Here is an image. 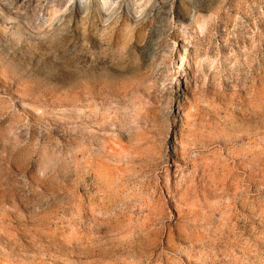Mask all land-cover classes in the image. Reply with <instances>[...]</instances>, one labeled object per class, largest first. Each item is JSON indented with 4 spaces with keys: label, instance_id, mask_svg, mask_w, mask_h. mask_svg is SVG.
<instances>
[{
    "label": "rangeland",
    "instance_id": "374dc122",
    "mask_svg": "<svg viewBox=\"0 0 264 264\" xmlns=\"http://www.w3.org/2000/svg\"><path fill=\"white\" fill-rule=\"evenodd\" d=\"M0 171V264H264V0H0Z\"/></svg>",
    "mask_w": 264,
    "mask_h": 264
},
{
    "label": "bare ground",
    "instance_id": "6f19581e",
    "mask_svg": "<svg viewBox=\"0 0 264 264\" xmlns=\"http://www.w3.org/2000/svg\"><path fill=\"white\" fill-rule=\"evenodd\" d=\"M104 2L106 0H103ZM180 7L182 9V11H187V7L186 5H183V4H180ZM183 104L182 103H178L177 104V107H182ZM171 119H173V117H169ZM80 132V130H78ZM55 141V140H54ZM49 148L51 149L52 148V152H50L51 154H53V156H55L56 152L58 151V146L57 144H54V143H51V147L49 145ZM32 150H25L24 152V163L28 164L30 166L31 169H37L38 170H41L42 172H46L48 170V167H43L39 164H36L32 158ZM23 158V157H22ZM22 162V160H21ZM39 162V161H38ZM46 162V161H45ZM40 163V162H39ZM58 163L59 162H55L53 164V166H49V169H51L52 171H55V172H59V169H58ZM74 166H75V171L74 173L72 174V186L73 188L76 190L78 188V185L80 183L83 184V187L86 188V189H89L91 186H92V180H89V179H85V175L87 173V167L89 166V160H88V157H84L83 156V153L82 152H79L77 154V157L75 159V163H74ZM27 168V167H26ZM0 174H3V172L0 171ZM30 174V173H29ZM1 176V175H0ZM65 181V180H64ZM39 182H42L43 183V179H41ZM60 183V180L59 178H56L55 181H54V184L55 186H57V184ZM71 186V185H70ZM1 187V185H0ZM2 188V187H1ZM70 192V191H69ZM92 192V191H91ZM91 192H88V195L91 196L92 193ZM75 194V193H74ZM73 197V196H72ZM75 197V196H74ZM59 203V202H58ZM102 205L103 207L105 208V202L103 201L102 202ZM62 207V206H61ZM102 207V206H101ZM105 209H103V211L101 212L102 213V217H106L105 215V212H104ZM88 213V212H87ZM90 215V214H89ZM3 233H5V231H3Z\"/></svg>",
    "mask_w": 264,
    "mask_h": 264
}]
</instances>
